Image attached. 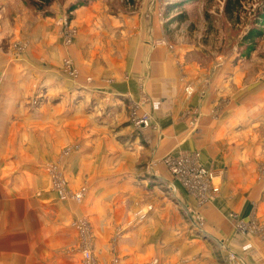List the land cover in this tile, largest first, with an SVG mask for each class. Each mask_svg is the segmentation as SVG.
I'll use <instances>...</instances> for the list:
<instances>
[{
    "label": "crops",
    "instance_id": "crops-1",
    "mask_svg": "<svg viewBox=\"0 0 264 264\" xmlns=\"http://www.w3.org/2000/svg\"><path fill=\"white\" fill-rule=\"evenodd\" d=\"M6 10L0 264H83L72 227L80 220L90 223L97 264H229L231 253L264 264V135H254L264 93L235 89L244 77L226 75L229 63L212 76L184 64L182 49L160 43L158 15L130 31L127 20L93 2L74 12L78 36L67 44L58 18L21 22ZM134 111L150 118L148 129L134 127ZM194 154L219 175L210 203L191 196L163 163ZM47 164L80 200L52 190Z\"/></svg>",
    "mask_w": 264,
    "mask_h": 264
},
{
    "label": "rangeland",
    "instance_id": "rangeland-1",
    "mask_svg": "<svg viewBox=\"0 0 264 264\" xmlns=\"http://www.w3.org/2000/svg\"><path fill=\"white\" fill-rule=\"evenodd\" d=\"M240 1L239 4L238 0H0V9L7 8L5 17L15 12L20 16L21 22H29L37 14L43 15L44 18H58L60 24L64 26L61 35L64 43L66 42L65 20L70 23L76 35L78 33L73 25L74 12H70L76 5L99 2L103 7H108L110 16L127 20V23L124 20L121 22L125 24L123 27H129L127 29L130 31L138 30V24L144 28L150 27L148 20L151 19L148 17L158 15L159 31H163L166 36L165 41L160 43H165V47L171 51H176V48L182 49L184 64L197 65L200 75L212 76L219 72L224 64L229 63L232 72H227L226 75L232 76L238 72L244 77L233 82L235 89L238 87L249 89L251 95L262 94L264 93V0ZM18 40L22 41L23 38ZM188 88L190 87L186 88V92ZM259 108L264 114V105ZM134 113L136 111L131 113V122ZM260 121L262 128L255 129L256 136L264 135V118ZM55 166V164H47V175L52 190L61 195L55 184L58 177L62 179L68 190L66 177L63 174L57 176ZM178 184L185 188L181 182ZM81 257L83 262L82 253Z\"/></svg>",
    "mask_w": 264,
    "mask_h": 264
},
{
    "label": "built area",
    "instance_id": "built-area-1",
    "mask_svg": "<svg viewBox=\"0 0 264 264\" xmlns=\"http://www.w3.org/2000/svg\"><path fill=\"white\" fill-rule=\"evenodd\" d=\"M66 29L65 37L67 44H71L76 38V32L70 26L67 20H65ZM66 72L72 76L77 75L76 69L72 66L71 61L65 62ZM0 78V84H1ZM193 90L191 88L187 89V93L192 95ZM132 123L134 127L142 130L148 129L150 127V118L147 116L139 117L137 113H134L132 117ZM163 163H165L168 172L182 183L183 186L188 190L189 194L193 196L201 204L210 203L215 199L216 195L220 193V185L216 183L219 175L213 170H206L199 164V155H183L178 157L168 156L164 158ZM58 175V172L56 174ZM62 180V179H61ZM57 177L55 187L60 191L61 195L64 197H74L77 200L82 198L81 194H76L71 196L70 192L66 190L65 184ZM150 209L146 212L138 211L135 214L134 219L136 223H141L147 220L148 213ZM192 209H187V214L189 216L192 214ZM197 221L201 222L202 218L196 215ZM79 235L82 237V242L80 245V251L83 256V264H97L94 256V250L91 243L90 235V223L87 220H80L73 224ZM246 227L243 225L241 230H245ZM229 264H246L244 260L239 258L237 255L231 253L227 258ZM151 264H158V261L154 260Z\"/></svg>",
    "mask_w": 264,
    "mask_h": 264
},
{
    "label": "trees",
    "instance_id": "trees-1",
    "mask_svg": "<svg viewBox=\"0 0 264 264\" xmlns=\"http://www.w3.org/2000/svg\"><path fill=\"white\" fill-rule=\"evenodd\" d=\"M238 3L240 4L241 1L238 0ZM84 5H88V4L83 3V4H81V5H76L75 7H72V8H71L70 12L73 13V12H75L78 8L83 7ZM228 11H229V8H228Z\"/></svg>",
    "mask_w": 264,
    "mask_h": 264
}]
</instances>
